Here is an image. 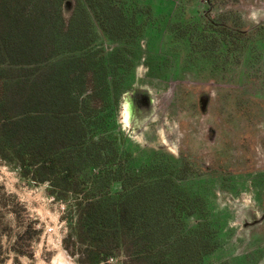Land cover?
Returning a JSON list of instances; mask_svg holds the SVG:
<instances>
[{"label": "trees", "instance_id": "trees-1", "mask_svg": "<svg viewBox=\"0 0 264 264\" xmlns=\"http://www.w3.org/2000/svg\"><path fill=\"white\" fill-rule=\"evenodd\" d=\"M150 1L0 0V159L63 202L69 239L90 250L80 264H207L218 250L205 202L175 187L188 168L160 151L139 162L122 129L140 42L161 23Z\"/></svg>", "mask_w": 264, "mask_h": 264}, {"label": "rangeland", "instance_id": "rangeland-1", "mask_svg": "<svg viewBox=\"0 0 264 264\" xmlns=\"http://www.w3.org/2000/svg\"><path fill=\"white\" fill-rule=\"evenodd\" d=\"M151 1L161 23L140 42L149 60L136 64L121 117L134 156L144 163L163 149L176 166H189L175 187L209 209L204 221L219 246L207 264H264V20L249 18L264 11V0H210L211 7L206 0ZM73 6L65 4L66 14ZM205 12L245 35L213 28ZM128 106L135 119L125 123ZM52 193L0 159V264H80L89 255L75 235L69 239L64 204ZM67 201L75 211L78 199ZM194 212L203 216L198 206Z\"/></svg>", "mask_w": 264, "mask_h": 264}, {"label": "clouds", "instance_id": "clouds-1", "mask_svg": "<svg viewBox=\"0 0 264 264\" xmlns=\"http://www.w3.org/2000/svg\"><path fill=\"white\" fill-rule=\"evenodd\" d=\"M249 18L255 22V23H259L260 20H264V11H260V10H253L250 15ZM125 116H126V121L125 123H128L131 120L135 119V113L133 112V110L131 109L130 106H128V110L125 112ZM159 133L162 135L163 134V129H159ZM245 205H241V207H244ZM221 207H223V205H221ZM237 215H239V211L237 212Z\"/></svg>", "mask_w": 264, "mask_h": 264}, {"label": "flooded vegetation", "instance_id": "flooded-vegetation-1", "mask_svg": "<svg viewBox=\"0 0 264 264\" xmlns=\"http://www.w3.org/2000/svg\"><path fill=\"white\" fill-rule=\"evenodd\" d=\"M206 4H207V6L208 7H211V2H210V0H206ZM210 9V8H209ZM207 12V11H206ZM206 12L204 13V17L206 18V20L209 22V24L213 27V28H216V29H218V28H221L225 33H228V34H231V33H237L238 35H241V36H243V35H245V33L243 32H238V31H236V30H234V29H231V28H228V27H225L224 25H221L220 23H215L209 16H208V13H207V15H206ZM263 28L264 29V23H261L260 25H259V28ZM124 105V104H123ZM122 110H123V107H122ZM122 124V123H121ZM122 129H123V127H122ZM163 149H159V151L160 152H163L162 151ZM163 155H165L164 153H163ZM183 167H187V165L186 164H184L183 165ZM189 167V166H188ZM187 167V168H188ZM264 219V218H263Z\"/></svg>", "mask_w": 264, "mask_h": 264}, {"label": "built area", "instance_id": "built-area-1", "mask_svg": "<svg viewBox=\"0 0 264 264\" xmlns=\"http://www.w3.org/2000/svg\"><path fill=\"white\" fill-rule=\"evenodd\" d=\"M61 209L63 210V211H65V205H62V207H61ZM66 229V228H65ZM53 227H47V229H46V231L48 232V233H52L53 232ZM68 231V230H67ZM112 261V260H111Z\"/></svg>", "mask_w": 264, "mask_h": 264}]
</instances>
